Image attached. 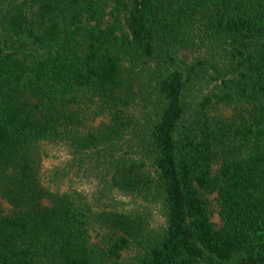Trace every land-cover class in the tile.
<instances>
[{
	"label": "trees",
	"instance_id": "1",
	"mask_svg": "<svg viewBox=\"0 0 264 264\" xmlns=\"http://www.w3.org/2000/svg\"><path fill=\"white\" fill-rule=\"evenodd\" d=\"M0 264H264V0H0Z\"/></svg>",
	"mask_w": 264,
	"mask_h": 264
},
{
	"label": "rangeland",
	"instance_id": "2",
	"mask_svg": "<svg viewBox=\"0 0 264 264\" xmlns=\"http://www.w3.org/2000/svg\"><path fill=\"white\" fill-rule=\"evenodd\" d=\"M65 147L54 146L47 148V157L43 159L42 171L45 173L44 185L50 186L53 189L60 191H77L85 197L86 200L92 201L95 191L97 190L98 180L94 175L95 172L89 165H72L71 156ZM117 201H123L131 206V200L124 198L119 194L115 195ZM209 201V210L211 221L216 227H219L221 222L218 216V207L216 205V194L207 196ZM5 210L8 206L3 204ZM153 213H155L153 211Z\"/></svg>",
	"mask_w": 264,
	"mask_h": 264
}]
</instances>
